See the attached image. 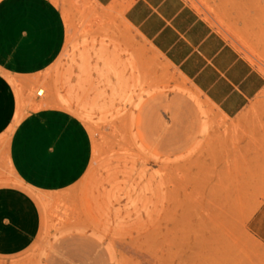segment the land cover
Masks as SVG:
<instances>
[{
  "label": "rangeland",
  "instance_id": "1",
  "mask_svg": "<svg viewBox=\"0 0 264 264\" xmlns=\"http://www.w3.org/2000/svg\"><path fill=\"white\" fill-rule=\"evenodd\" d=\"M46 1L62 30L52 61L32 75L0 68L14 106L0 131V187L24 191L39 216L31 244L0 264H264L245 230L249 208L223 191L221 115L122 8ZM184 1L264 72V0ZM45 112L71 121L89 153L78 178L49 192L26 186L9 157L14 128Z\"/></svg>",
  "mask_w": 264,
  "mask_h": 264
},
{
  "label": "crops",
  "instance_id": "2",
  "mask_svg": "<svg viewBox=\"0 0 264 264\" xmlns=\"http://www.w3.org/2000/svg\"><path fill=\"white\" fill-rule=\"evenodd\" d=\"M92 1L122 8L124 22L224 119L223 191L238 194L249 208L245 230L264 248V72L184 0ZM60 44V23L46 0H0L1 69L11 75L40 72ZM13 110L11 94L0 81V131ZM81 134L55 112L29 115L10 137L16 174L34 191L68 186L87 165L88 146ZM38 229L32 198L0 187V257L24 251Z\"/></svg>",
  "mask_w": 264,
  "mask_h": 264
},
{
  "label": "built area",
  "instance_id": "3",
  "mask_svg": "<svg viewBox=\"0 0 264 264\" xmlns=\"http://www.w3.org/2000/svg\"><path fill=\"white\" fill-rule=\"evenodd\" d=\"M41 95H42V91H36V92H35V96H36V97H40Z\"/></svg>",
  "mask_w": 264,
  "mask_h": 264
}]
</instances>
